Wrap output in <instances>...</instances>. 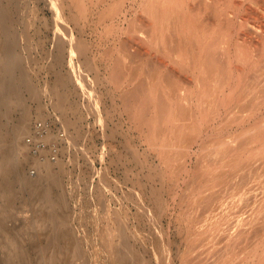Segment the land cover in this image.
Instances as JSON below:
<instances>
[{"label":"rangeland","instance_id":"374dc122","mask_svg":"<svg viewBox=\"0 0 264 264\" xmlns=\"http://www.w3.org/2000/svg\"><path fill=\"white\" fill-rule=\"evenodd\" d=\"M20 1L22 10L25 11L21 12L25 16L23 21L18 22V53L27 64H24L27 74L33 76L28 74L31 81L37 85L38 91L41 89V102L31 100L28 91L23 90L22 97L31 111V119L28 130L14 136L20 146L26 147L19 156H12V161L24 159V165L20 166L18 172L22 178L36 175L42 168L38 167L42 160L32 154L26 142L33 122L41 118L53 122L50 134L53 140L58 138L57 127L63 125L66 129L70 143L61 148L56 159L50 161L55 163L54 169H59V165L64 164L60 165L61 176L63 175L62 190L64 194L67 193L69 204L61 212L67 216L66 219L74 232L77 231L76 238L79 240L81 251L83 250L80 260H86L89 264H121V258L108 246L111 237L109 230L115 224L116 215L121 214L126 220L129 242L134 246L138 257L136 264H264V76L257 74L256 70V63L259 64L260 59L264 57V34L259 29L255 31L252 26L246 29L247 32L243 29L234 31L237 28H232V39L238 41L231 40V43H239L238 46L230 43L229 47L222 41L227 39L225 33H228V30L219 24L223 10L229 4V8L233 10L241 0L186 1L185 7L189 15L187 20L189 22L192 19L190 22L198 25L197 34L202 37L204 43L206 42L204 49L207 50L201 51L205 57L197 50L196 41L192 40V30L190 33L187 29L177 40L176 32L171 35L172 32L167 29L166 35L162 32L166 29L160 30L164 23L160 25L159 19H156L159 28L157 26L154 31L150 29L154 18L152 19L144 8L149 4V0ZM243 3L237 8L239 13L251 10L248 18L251 22L264 20L260 10L248 7L247 2L245 5ZM28 14L33 15L32 18H28ZM215 14L219 16L216 18ZM21 23H24V26ZM229 23L235 24L231 21ZM146 29L151 30L149 33L152 36H159L155 37L159 40L157 43H154V37L153 42L148 41V33H143L147 32ZM136 30H139L138 33ZM133 31L145 40L141 42L140 38V43L132 45L131 48L129 46ZM203 35L207 36L204 38ZM208 37L210 42L207 41ZM173 38L177 43H174ZM216 38L217 40H214ZM235 46L238 47L237 50ZM222 47H228L235 60L238 58L235 57L236 51L243 52L237 54L241 55V60L238 58L236 61L240 60L237 63H240L239 72L242 74L238 72L241 80L237 78L234 82H239L235 86L239 89L232 91L234 95L230 96L229 109H224L222 104L216 105L214 93H211L221 75L216 65L228 64ZM177 48L180 52L176 51ZM175 51L181 54V57L177 56ZM191 53L194 56L196 54V58H193ZM198 61L212 65L203 67L210 70L209 73L206 70L200 72V67H197L199 70H193ZM77 66L86 76L85 80L91 84L88 87L91 92L86 93L76 81L74 71ZM196 73L198 78L205 81L204 85H207L202 87L208 88L209 91L195 90ZM236 73L235 71V76ZM217 75L218 78L215 77ZM136 84L142 87L143 91L140 93L144 98L135 100L136 107H130L122 96L124 97L128 88H133ZM190 86L195 90L192 93L194 96H190H200L196 97L201 99V111L190 108L187 101L189 97L184 98ZM244 87L248 88L249 94L246 89V94L240 91H244ZM50 89L54 91L52 95ZM56 92L62 93L68 105L63 112L54 106L57 101ZM39 102L44 105L41 118L38 116ZM139 105L142 107L141 112ZM15 107L10 115L2 119L8 130L17 122V114H21V106L16 110ZM191 120L196 121L193 123ZM66 121L68 124L64 125ZM252 136H256V139H252ZM224 142H233L235 147L233 144L232 146L236 150L245 145L242 146L245 150L241 148V152L239 151L241 154L235 151L239 157L243 155L240 161L235 163L236 157H233L232 150L223 151L227 147ZM220 150L222 155H219ZM217 152L220 157L215 156ZM224 152L227 155H224ZM228 152H231L232 160L229 158L231 156L226 159ZM26 156L30 158L25 159ZM217 158L218 161H221V158L225 161L218 162ZM246 158L251 160L249 166L246 164ZM242 178L244 184L240 182ZM19 186L16 185L15 189L18 196L6 211L8 217L3 221L7 228L12 230L13 241L15 238L14 242L21 248L25 249L27 245L29 247L30 242L31 246L37 244V247L34 245V248H29L28 260L35 264L40 257L38 248L45 245V239L37 232L36 226L34 229L28 228L29 224L33 226L37 222V202L34 200L32 203V197L27 192L20 191ZM209 193H215L220 201L218 203L221 207L217 203L213 211H219L218 218H212L207 211L209 205L199 201L202 196L209 197ZM0 202L1 209L4 204L1 197ZM27 228L36 234V242H33V239L31 241V238L27 239L24 231L28 230ZM115 230L114 227L113 233L117 235ZM240 230L242 233L238 236L236 232ZM6 242V236L0 228V264H26L25 258H21V261L18 256H15L12 262L5 259ZM80 260L78 259V262Z\"/></svg>","mask_w":264,"mask_h":264},{"label":"bare ground","instance_id":"6f19581e","mask_svg":"<svg viewBox=\"0 0 264 264\" xmlns=\"http://www.w3.org/2000/svg\"><path fill=\"white\" fill-rule=\"evenodd\" d=\"M187 0H153L152 2L149 0V4L147 5V7L144 6L145 10L147 11L148 15L153 19L154 18V22H152L153 24H151V30L154 31V29L158 26L157 24L160 22V25L161 23L164 25H161L160 27V30L163 28V29H166V30H162V32H164L165 34L167 32V29L170 30V33L171 35H174V32L177 33V40L180 39V36L181 34H185V31L187 29L190 30V33H191V30H192V33H193V38L192 40L196 41V48L197 50H199L200 54H201V51L204 49V46H206V42L204 43V41L201 39L202 37H199V35L197 34V28H198V25H195L194 23L190 22L192 21V19L188 22L187 20V17L189 18V15H188V11H187V8L185 7L187 2ZM231 1V0H230ZM229 1V2H230ZM244 1H246L248 4L247 6L250 7V8H256L257 11H261L263 13L262 16H264V0H241L239 2L236 3V8H234L233 10L230 9L229 5L228 7H226L225 10H223L222 12V15L223 17L221 18V22H220V17H219V24H221V27H223L225 30H228L227 32L228 33H225V35H227L228 37H226L227 39L225 40H222L223 42H226L227 43V46H229L228 44L231 43V40H237V39H232V36L231 34H233L230 29L232 28H237L236 30L234 31H237V30H245L252 26L255 28V31L257 29H259V31L261 30L264 34V20L262 19L261 21H254V22H251L250 19H248L250 17L249 15V11H246L244 12V10L242 11L243 13H239V11H237L238 9L237 8H240L241 5ZM21 1L20 0H0V70L2 71V73H0V194H1V199L4 200V204L2 206V208L0 209V217H1V221H0V228H1V232L6 236V239H7V242L6 244L4 245V250H5V259L9 262H12L14 259H15V256H18L17 258L21 259V258H25L24 260L27 261L24 263L26 264H32L30 263V261L28 260L30 258V247H33L34 245H36L37 247V244H32L31 246V242H30V245L29 247H25V249L21 248L18 244H16L14 241H15V238H14V241H13V237L11 238L12 236V230L8 229L5 222L3 221L5 218H7V213L6 211H8V208L11 207V205H13L14 203V199L15 197H17V191L15 190L16 189V185L18 187V184L20 185L19 188L21 189L20 191H25L27 192L30 197H32L33 201L32 203L34 202V200L37 202L36 206L38 207V218H37V222H35V224L32 226L31 224H29L28 228L32 227V229H34L33 227L36 226L37 228V232L44 237L45 239V245H41V247H39L38 245V251H39V254H40V257L39 259L37 260V262L35 264H89L88 261L86 260H80V258L82 257V251H81V248L78 244V241H77V238H76V232H74V230L72 229L68 219H66L67 216H64L61 212V210L63 208H65L69 203L67 200V196L66 194H64V191L62 189V172L60 170V168L62 166V164L59 165V169H54V162L52 161H49V160H44V161H41L39 162L38 164V167L42 166V168H40V171L30 177V178H27V176L24 178L21 177L20 174H18L19 172V168L20 166H22V164L24 165V159H14L12 161V156H19L20 153L25 149V147L22 145L20 146L14 136L19 133V132H23V131H26L28 130L29 128V121L31 119V111L29 110V108L26 107V104H25V101L24 98L22 97V92L23 90L25 89L26 91H28V94L29 96L31 97V100H35V101H40L41 99V96L39 95V91L41 90H37L36 88V84H34L32 81H31V76L29 73V75L31 76H28L27 74V68H25V64L26 62L23 60L22 58V55L18 53V50L20 49V41H19V35H20V31L18 30V22H21L23 21V14L22 12L24 13L25 11L22 10V5L20 3ZM246 2H244L246 4ZM148 3V2H147ZM214 3V2H212ZM234 5H235V2H233ZM243 3V4H244ZM215 4V3H214ZM214 4H210V5H214ZM226 4V3H225ZM244 4V5H245ZM224 5V4H223ZM227 5V4H226ZM225 5V6H226ZM238 5V7H237ZM207 6V5H206ZM215 6V5H214ZM243 6V5H242ZM232 7V5H231ZM213 8V7H212ZM221 8V7H219ZM245 8V7H244ZM247 8V7H246ZM24 9V8H23ZM32 9V8H31ZM249 9V8H248ZM22 10V12H21ZM32 11V10H31ZM34 11V9H33ZM217 12V11H216ZM33 13V12H31ZM215 13V12H214ZM221 13V11H220ZM252 13V12H251ZM26 14V13H25ZM30 14V13H29ZM28 14V15H29ZM33 15H29L28 18ZM214 16H219L218 14H215ZM252 17V16H251ZM26 18V17H25ZM137 19V18H135ZM159 19L160 21L157 23V20ZM257 19V18H256ZM20 20V21H19ZM29 20V19H28ZM198 20V19H197ZM252 20V19H251ZM255 20V18L253 19ZM135 21V20H134ZM209 21V20H208ZM229 21H231L232 23H235V24H231L229 23ZM26 22V20H25ZM31 22V21H30ZM29 22V23H30ZM138 22V21H137ZM167 24H166V23ZM27 23V22H26ZM196 23V22H195ZM206 23V22H205ZM209 23V22H208ZM230 25H229V24ZM23 24L24 26V23H21ZM135 24V22H134ZM166 24V25H165ZM217 24V23H216ZM133 25V24H132ZM135 25H137L138 27V24L136 23ZM202 25V24H201ZM209 25V24H208ZM218 25V24H217ZM28 26V25H26ZM25 26V27H26ZM164 26V27H162ZM204 26H207L204 24ZM219 26V25H218ZM21 27V26H20ZM24 27V28H25ZM201 27V26H200ZM214 27V25H213ZM216 27V26H215ZM27 28V27H26ZM25 28V29H26ZM136 28V27H135ZM145 28V27H143ZM159 28V26H158ZM157 28V29H158ZM203 28V27H202ZM208 28H210L208 26ZM22 29V28H21ZM142 29V28H141ZM148 29V28H147ZM146 29V31H147ZM149 29V31L147 32H143L144 30H141L143 33H148V41H151L153 42L152 39H154L156 36H152L149 32H151V30ZM156 29V30H157ZM253 29V28H252ZM131 30V29H130ZM155 30V32H156ZM159 30V32L161 33V31ZM210 30V29H209ZM212 30V29H211ZM220 30V28H219ZM222 30V29H221ZM137 31V30H136ZM136 31H133V34L131 35V44L129 47L132 48V45L135 46V44H138V42L142 39L139 38V34H136L135 32ZM139 31V30H138ZM137 31V33H138ZM152 31V34H154ZM242 31V30H241ZM239 31V32H241ZM254 31V32H255ZM258 31V30H257ZM158 32V31H157ZM203 32V30H202ZM244 32V31H243ZM250 32V31H249ZM261 32V33H262ZM141 33V32H139ZM164 33H162V35H164ZM208 33V32H207ZM211 33V31L209 32ZM213 33V31H212ZM216 33V32H215ZM259 33V32H258ZM257 33V34H258ZM259 33V34H261ZM169 34V35H170ZM188 34V33H187ZM201 34V33H200ZM203 34V33H202ZM219 34V33H218ZM235 34V33H234ZM237 34V32H236ZM242 34V33H241ZM259 34H258V37H259ZM160 37H161V34H159ZM167 35V34H166ZM189 35V34H188ZM224 35V36H225ZM192 36V35H191ZM207 36V35H206ZM205 36V37H206ZM213 36V35H212ZM210 36V37H212ZM216 36V35H215ZM257 36V35H256ZM263 38H264V35H262ZM261 36V37H262ZM154 37V38H153ZM159 37V36H157ZM156 37V38H157ZM165 37V36H164ZM167 37V36H166ZM189 37V36H188ZM204 37V35H203ZM204 37V38H205ZM208 37V42L209 41V38ZM239 37V36H238ZM260 39H263L261 38ZM146 38V37H144ZM154 39L156 40V42L154 43H157L159 40L157 39ZM169 38V36H168ZM167 38V39H168ZM184 38V37H183ZM221 38V37H220ZM220 38L218 40H220ZM231 38V39H230ZM243 38V37H242ZM162 39L164 40L163 36H162ZM166 39V38H165ZM145 40V39H144ZM143 39L141 40L144 41ZM172 40V39H171ZM170 40V41H171ZM188 40V39H187ZM205 40V39H204ZM213 40V38H211V41ZM214 40H217L214 39ZM246 40V39H245ZM257 40V39H255ZM60 41V39H59ZM173 41H175L174 43H177L176 40L173 38ZM189 41V40H188ZM206 41V40H205ZM238 41V40H237ZM160 42H162V40L160 39ZM167 42V41H165ZM220 42V41H218ZM236 42V41H233V43ZM242 42V40L240 41V43ZM257 42V41H256ZM264 42V41H262ZM140 43V42H139ZM179 43V42H178ZM192 43V41H191ZM215 43V41H214ZM231 43L232 45H237L238 46V43L237 44H233ZM129 44V43H128ZM182 44V42H181ZM189 44V43H188ZM204 44V45H203ZM212 44V43H211ZM223 44V43H221ZM225 44V43H224ZM126 45V44H124ZM178 45V44H177ZM194 45V46H195ZM252 45V44H251ZM264 45V44H263ZM262 45V46H263ZM123 46V44H122ZM127 46V45H126ZM165 46V45H164ZM191 46V45H190ZM193 46V47H194ZM215 46V45H214ZM235 46V47H237ZM158 47V46H157ZM162 47V46H161ZM183 47V46H182ZM225 47V45H224ZM230 47V46H229ZM264 47V46H263ZM173 48V47H172ZM180 49V46L178 47ZM177 48L176 51H179ZM216 48V47H215ZM240 46H239V50H240ZM175 49V48H174ZM187 49V48H186ZM195 49V48H194ZM223 49V47H222ZM229 49L228 47L227 48H224V57L226 60H228V64L225 63V65H215L217 66L216 68H218V70L220 71L221 75H220V78L216 80V78L219 77V75L215 76L216 78L213 79L214 83H215V80H216V85H214V88L211 89V93H214V98H215V103L216 105L221 106V104L225 107H223L224 109H229L230 108V102L229 99H230V96L231 95H234L232 94V91H234V89H239V88H235V86H237L236 84L239 83L237 82L236 84L234 83L235 80L240 79L241 75L239 76V70L241 69V67L238 65L237 62H239L241 60V51L237 52L236 50L238 49V47L236 48V55L235 57L237 56L240 60L239 61H236L238 60V58L235 60L233 59V55L231 54L232 52H230V49L229 51L227 50ZM173 50V49H172ZM182 50V49H181ZM185 50V49H184ZM183 50V51H184ZM205 50V49H204ZM207 50V49H206ZM205 50V51H206ZM222 50V51H223ZM175 51V52H176ZM211 51V50H210ZM174 52V53H175ZM180 52V51H179ZM192 52V51H191ZM203 52V51H202ZM214 52V50H213ZM167 53V52H166ZM173 53V52H172ZM221 53V52H220ZM238 53L239 56L237 55ZM258 53V52H257ZM262 53V52H260ZM136 54V53H135ZM170 54V53H169ZM177 56L181 57V54H178V52H176ZM176 54L173 56L175 57ZM192 54V53H191ZM203 54V53H202ZM201 54V55H202ZM207 54V52H206ZM245 54V53H244ZM193 55V54H192ZM199 55V54H198ZM208 56H210V54H207ZM257 55V54H256ZM262 55V54H260ZM176 56V57H177ZM186 56V55H185ZM196 56V54H195ZM194 55H193V58H196ZM202 56H206L205 54H203ZM201 56V57H202ZM263 56V55H262ZM24 57V56H23ZM134 57V56H133ZM200 57V55H199ZM198 57V58H199ZM200 57V58H201ZM25 58V57H24ZM60 59V56L58 57ZM192 58V57H191ZM189 58V59H191ZM203 58V57H202ZM208 58V57H207ZM210 58V57H209ZM243 58V57H242ZM246 58V57H245ZM214 59V58H213ZM256 59V58H255ZM27 60V59H26ZM201 60V59H200ZM234 60L236 61V63H234ZM261 61H259V64H257V67H256V70H257V74L259 75H263L264 76V57L262 59H260ZM2 61V62H1ZM16 61V62H14ZM190 61V60H189ZM197 61V60H196ZM202 61V60H201ZM209 61V60H208ZM25 62V63H24ZM181 62V61H180ZM207 62V61H206ZM205 62V63H206ZM244 62V61H243ZM211 63V62H210ZM25 64V65H24ZM190 64V62L188 63ZM187 64V65H188ZM194 64V63H193ZM179 65V64H178ZM185 65V64H184ZM192 65V64H191ZM30 66V65H29ZM180 66L182 67V63L180 64ZM211 67L212 65L209 64L207 62V64H204L203 62H196L194 67L195 69H193L194 71L196 70H199L197 69V67L199 68L200 67V72L203 73V71L205 72L208 71L207 69H204L203 67ZM185 67V66H184ZM188 68V67H187ZM206 68V67H205ZM215 67H213V70H214ZM244 68V67H243ZM212 70V72H213ZM243 70V69H242ZM0 71V72H1ZM188 71V70H187ZM193 71V72H194ZM210 71V70H209ZM208 71V73H209ZM235 71L237 72L236 76H235ZM190 72V71H188ZM217 72V71H216ZM239 72V73H238ZM243 72V71H241ZM255 72V71H254ZM191 73V72H190ZM202 73H200L202 75ZM207 73V72H206ZM219 73V74H220ZM74 74H75V77H76V81H78V84H80L87 92H91L90 89H88L89 86H91V84L89 83V81H87V79L85 80L86 76L83 75V72L82 70L80 69L79 66H77L75 68V71H74ZM173 74V73H172ZM199 74V73H198ZM214 74V73H212ZM217 74V73H216ZM242 74V73H240ZM255 74V73H254ZM175 75V73H174ZM197 75V73L195 74ZM209 75V74H208ZM210 75H211V72H210ZM209 75V76H210ZM256 75V74H255ZM85 76V78H84ZM208 76V77H209ZM30 77V78H29ZM74 77V76H73ZM74 77V78H75ZM173 77V76H172ZM200 77V76H199ZM205 77V76H204ZM214 77V75H213ZM257 77V76H256ZM260 77V76H259ZM258 77V78H259ZM262 78V76L260 77ZM145 79V78H144ZM147 79V78H146ZM205 79V78H204ZM257 79V78H256ZM58 80H61V79H58ZM241 80V79H240ZM259 80H263V79H259ZM88 83H87V82ZM132 81V80H131ZM212 81V82H213ZM239 81V80H238ZM91 82V81H90ZM145 82V81H144ZM149 82V81H148ZM194 84L196 86V89H198V91H201V92H204L203 91V87L202 86H206L207 85H204L203 82H205L202 78H198V75L197 77H195V80H194ZM92 83V82H91ZM129 83V82H128ZM203 83V84H202ZM209 83V82H207ZM241 83V82H240ZM260 83V81H259ZM90 84V85H89ZM176 84V83H175ZM211 84V82L209 83ZM137 85V84H136ZM178 85V84H176ZM234 85V86H233ZM46 86V85H44ZM171 86V85H170ZM169 86V87H170ZM213 86V85H212ZM247 86V85H245ZM42 87V86H40ZM50 87V86H49ZM48 87V88H49ZM56 87V86H55ZM179 87V86H178ZM188 87V86H187ZM44 88V87H43ZM56 88H59V87H56ZM128 88V87H126ZM142 87H140V85L138 86H135L133 88H128V91L124 94V97L122 96V98H124V102H130V105L127 104V106H134L136 107V101L137 99H141V98H144L143 95H141L140 91H143L141 90ZM156 88V87H155ZM164 88V87H163ZM39 89V88H38ZM175 88H173L174 90ZM187 89V88H186ZM200 89V90H199ZM206 90H208V88H205ZM204 89V90H205ZM241 89V88H240ZM244 91L240 90L241 92H244L247 90L248 92V88H243ZM246 89V90H245ZM44 90V89H42ZM53 90V88H52ZM55 90V89H54ZM57 90V89H56ZM124 90V89H123ZM159 90V89H158ZM164 90V89H163ZM178 90V89H177ZM193 86H190V88H188V93L185 94L184 98L185 97H189L187 99L188 101V105L190 108H193V110L195 109H201V104L199 103V101L201 99H198V97L196 96H199V94H197L195 97H191L190 95H193L192 93L195 91ZM205 90V91H206ZM47 91V90H45ZM51 91V89H50ZM59 91V90H58ZM125 91V90H124ZM156 91V89H155ZM187 91V90H186ZM209 91V90H208ZM238 91V90H236ZM239 91V92H240ZM43 93V91H41ZM52 92L54 91H51V95H52ZM169 92V91H168ZM200 92V93H201ZM246 92V93H247ZM41 93V94H42ZM164 93V92H163ZM196 93V92H195ZM199 93V92H197ZM236 94V92H234ZM238 93V92H237ZM245 93V94H246ZM54 94V93H53ZM243 94V93H242ZM249 94V92H248ZM24 95V94H23ZM189 95V96H188ZM201 95V94H200ZM205 95V93H204ZM240 95V94H239ZM244 95V94H243ZM143 96V97H142ZM194 96V95H193ZM56 97H57V101L56 103L54 104V106L56 108H59L62 110H66L67 108V104L65 102V99H63V95L62 93L60 92H56ZM148 97V96H147ZM200 97V96H199ZM212 97V96H211ZM233 97V96H232ZM92 97L90 96L89 99H91ZM195 98V99H194ZM212 99V98H211ZM136 100V101H135ZM233 100V99H231ZM90 101V100H89ZM94 101V100H93ZM186 101V103H187ZM211 101V100H210ZM209 101V102H210ZM41 102V101H40ZM38 103L39 105V117H43L42 115V112H41V109H42V106L44 107V105H42L41 103ZM125 102V103H126ZM139 102V101H138ZM137 102V103H138ZM214 102V100H213ZM135 104V105H134ZM140 104V103H139ZM171 104V103H170ZM204 104V103H203ZM16 105H19L21 106L20 108H22V110L20 111V109H18V111L21 112L20 115L17 114V116H19V118L17 117V122L16 123H13V127L12 129L9 128V130L6 128L5 124L3 123L2 119L4 120L5 117H7L8 115H10V113L12 112V109L16 106ZM187 105V106H188ZM19 106H16L15 107V110L17 107ZM148 106V105H147ZM214 106V104H213ZM126 107V106H125ZM129 107V108H130ZM133 107V108H134ZM139 110L142 108L140 105L138 106ZM141 107V108H140ZM170 107V105H169ZM211 107H212V103H211ZM195 108V109H194ZM218 108V107H217ZM232 108V107H231ZM234 108V107H233ZM215 109V108H214ZM213 109V110H214ZM43 110V109H42ZM192 110V111H193ZM222 110V109H221ZM232 110V109H230ZM60 111V110H59ZM201 111V110H200ZM215 111V110H214ZM226 111V110H224ZM16 112V111H15ZM14 112V113H15ZM135 113V111H132ZM141 112V110H140ZM144 111H142V114ZM199 112V111H197ZM195 113V112H194ZM203 113V112H202ZM229 113V112H228ZM16 114V113H15ZM64 114V113H63ZM133 114V113H132ZM136 114V113H135ZM138 117V116H136ZM143 117V116H142ZM193 117V116H192ZM202 117V116H201ZM137 119V118H136ZM196 119V118H195ZM66 120V119H64ZM141 120V119H140ZM143 121V120H142ZM192 121V120H191ZM196 121V120H195ZM195 121H192L193 123ZM5 122V121H4ZM141 122V121H139ZM62 123H63V120H62ZM66 122H64V125H65ZM8 124V123H7ZM6 124V125H7ZM68 124V123H67ZM139 126V125H138ZM9 127V126H7ZM260 136H262L260 134ZM52 137V136H51ZM255 138L256 139V136H252V139ZM259 138V137H257ZM250 139V138H249ZM237 140V139H236ZM244 140V139H243ZM233 141V140H232ZM239 141V140H238ZM241 141V140H240ZM245 141V140H244ZM252 141V140H251ZM237 143V142H236ZM240 143V142H239ZM162 144V143H161ZM167 144V143H165ZM222 144V143H221ZM223 144H225L224 146L226 147V144H227V147H226V150H223V151H230L232 150L231 152L233 157H236L235 159V163H237L238 161H240V158L237 153L242 150L241 148H243L242 146H245L244 144L241 146V148L239 150H236V148L234 149L235 145L234 143L232 142L233 146L231 143H226L224 142ZM247 144V142H246ZM250 144V143H248ZM163 145V144H162ZM178 143H176V147H177ZM180 145V143H179ZM182 145V144H181ZM264 145V143H263ZM173 146V145H172ZM248 146V145H246ZM238 147V145H237ZM65 148V147H63ZM161 149V148H160ZM179 149V148H178ZM222 149V148H221ZM224 149V147H223ZM234 149V151H233ZM246 149H248L246 147ZM216 151V149H214ZM245 149L243 148V151ZM189 152V150H186V152ZM219 152V150H217ZM235 151H237V153H235ZM185 152V155L187 154ZM214 152V151H213ZM218 152L215 154V156H217ZM231 152H228L229 155L227 156L226 159L231 158V160L233 159L232 158V155H231ZM241 152V151H240ZM239 152V154H241ZM24 153V152H23ZM22 153V154H23ZM184 153V151H183ZM212 153V152H211ZM215 153V152H214ZM213 153V154H214ZM234 153L236 155H234ZM254 153V152H253ZM251 153V154H253ZM166 154V152H165ZM221 154V150H220V153L219 155ZM224 155L226 154L225 152L223 153ZM183 155V154H182ZM217 156V157H220V156ZM222 155V154H221ZM227 155V154H226ZM254 155V154H253ZM214 156V155H213ZM245 156V154H244ZM250 157H252V155H247ZM28 157L30 158V156H26L25 159H28ZM224 157V156H223ZM222 157V158H223ZM14 158V157H13ZM186 158V157H185ZM221 158V161H223ZM249 158H246V164L247 166H249L251 160ZM253 159V158H251ZM182 160V159H181ZM205 160V159H204ZM203 160V161H204ZM230 160V161H231ZM186 161V160H185ZM217 161H218V158H217ZM220 160L218 162H221ZM225 161V160H224ZM223 161V162H224ZM37 162V161H36ZM202 162V161H201ZM233 162V161H232ZM35 163V162H34ZM60 163V162H59ZM57 163V164H59ZM203 163V162H202ZM222 163V162H221ZM36 164V163H35ZM185 164V162H184ZM183 164V165H184ZM217 164V163H215ZM220 164V163H218ZM217 164V165H218ZM245 164V165H246ZM64 165V164H63ZM182 165V166H183ZM208 165V164H207ZM206 165V166H207ZM205 166V167H206ZM24 167V166H23ZM187 167V166H186ZM185 168V167H184ZM207 168V167H206ZM64 169V167H63ZM23 170V169H22ZM186 170H188V168H186ZM208 170V169H207ZM24 171V170H23ZM22 171V172H23ZM63 171V170H62ZM21 172V171H20ZM212 172V171H211ZM68 173V171H67ZM208 173V172H207ZM22 174H25V173H22ZM65 176V175H64ZM218 176V175H217ZM221 176V175H220ZM221 178V177H219ZM214 179V178H213ZM243 179V178H242ZM216 180V179H215ZM239 181V180H238ZM243 180H241L240 182H243ZM18 182V184H16ZM239 184V183H238ZM244 184V182H243ZM237 185V184H235ZM241 185V184H239ZM242 190V189H241ZM213 192V190H212ZM215 192V191H214ZM21 193V192H20ZM23 193V192H22ZM243 193V192H242ZM215 194V193H214ZM210 194L209 193V197H204L202 196V198L199 200V201H203L204 203H206L208 207L207 211H209V214H211L212 218H214L216 216L217 217V213L219 211H217L215 209V211H217V213H214V208L216 207L217 203L220 202L218 200V196L216 197V194ZM242 195V194H240ZM67 197V198H66ZM243 196H241V199H242ZM240 199V198H239ZM30 201V199H29ZM242 201V200H240ZM16 202V201H15ZM264 202V201H262ZM1 203V202H0ZM3 203V202H2ZM30 203V202H29ZM216 204V205H215ZM2 205V204H1ZM219 207L220 206V203H218ZM264 205V204H263ZM218 207V208H219ZM36 210V209H35ZM213 212V213H211ZM196 213V212H195ZM221 213V211H220ZM216 214V215H215ZM220 214H218L219 216ZM32 216V215H31ZM37 216V215H36ZM197 215H195L196 217ZM214 216V217H213ZM198 219V218H197ZM73 226V225H72ZM21 227V226H20ZM114 227L116 228V232H117V235L116 233H113V230H114ZM27 228V229H28ZM75 228V227H74ZM245 228V227H244ZM243 229V228H242ZM77 230V229H76ZM26 235L28 236L27 239H30L31 238V241L33 239V242H36V238L35 235L33 232H30V229L28 230H24ZM36 231V230H35ZM242 233V231H237L236 234L239 236L240 234ZM109 236H111L108 240V246L109 248L119 257L121 258V264H136V261L138 260V257H137V254H136V251H135V248L134 246L129 242V231H128V228H127V224H126V220L123 218V216L121 214H117L116 217H115V224L110 228L109 230ZM232 236V235H231ZM230 236V237H231ZM33 237V238H32ZM235 237V236H233ZM19 238V237H18ZM21 238V237H20ZM23 238V237H22ZM38 239V238H37ZM23 241V240H22ZM14 242V243H13ZM23 244V243H22ZM21 244V245H22ZM43 244V243H42ZM81 244V243H80ZM24 245V244H23ZM34 248V247H33ZM83 248V247H82ZM18 254V255H17ZM84 254V253H83ZM84 257V256H83ZM86 257V256H85ZM23 259H21V261H23ZM78 259L80 260L78 262ZM84 259V258H83ZM88 259V258H86ZM89 260V259H88ZM20 262V261H19ZM262 263V262H261Z\"/></svg>","mask_w":264,"mask_h":264},{"label":"built area","instance_id":"2783aa9c","mask_svg":"<svg viewBox=\"0 0 264 264\" xmlns=\"http://www.w3.org/2000/svg\"><path fill=\"white\" fill-rule=\"evenodd\" d=\"M53 122L47 118L37 119L33 122L30 132L26 137V142L30 146L32 154L39 160L56 159L63 146L70 143L69 135L62 126L57 127L58 138H50ZM69 146V145H68ZM32 168V173L35 172Z\"/></svg>","mask_w":264,"mask_h":264}]
</instances>
